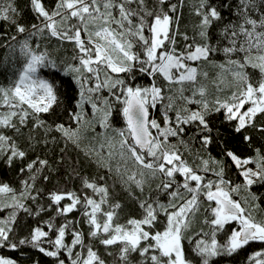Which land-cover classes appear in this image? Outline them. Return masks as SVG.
I'll list each match as a JSON object with an SVG mask.
<instances>
[{"label":"snow or ice","instance_id":"6c2138e0","mask_svg":"<svg viewBox=\"0 0 264 264\" xmlns=\"http://www.w3.org/2000/svg\"><path fill=\"white\" fill-rule=\"evenodd\" d=\"M29 4L36 23L26 26L16 19L15 0H0V20L16 32L9 47L18 46L24 58L10 86H0V160L9 168L26 161L17 139L31 126L41 130V139L60 142L51 135L59 134L110 175L80 177V191L44 192L36 184L49 180V161L37 157L15 169L28 176L18 186L0 180V213H6L0 249L14 254L0 255V264H25V256L27 264H44L41 257L48 264H108L110 257L117 264H224L253 244L264 246V220L250 210L264 203L253 191L264 187V150L244 156L234 142L238 137L252 148L255 133L264 136L257 120H264V0H223L221 8L198 0L196 43L179 31L184 0ZM221 9H231L229 19ZM178 35L186 41L182 51ZM45 36L72 45L74 63L58 67L36 39ZM217 54L223 62H216ZM138 76L150 78V86L137 85ZM66 77L78 99L64 91ZM62 97L67 123L57 122ZM85 105L102 133L87 119ZM159 108L158 121L150 110ZM114 114L123 127H113ZM187 135L195 137L198 153ZM231 168L240 183L226 175ZM117 187L141 210L139 218L120 221ZM241 192L243 201L236 198ZM21 213L33 222L23 224ZM201 215L207 231L193 234ZM248 260L264 264V247Z\"/></svg>","mask_w":264,"mask_h":264},{"label":"trees","instance_id":"16d2710c","mask_svg":"<svg viewBox=\"0 0 264 264\" xmlns=\"http://www.w3.org/2000/svg\"><path fill=\"white\" fill-rule=\"evenodd\" d=\"M172 2H176V0H172ZM55 3V0H45V4L48 7H51ZM209 3H213L216 7L221 8L223 4V0H209ZM229 4L233 3V0H228ZM16 7L19 11V15L16 17L19 23H23L26 26L32 23H36L34 17V13L30 10L29 0H15ZM198 5V0H184L183 7L180 8V19H179V31L182 34H186L189 37L190 42H199L198 36V25L200 21V17H198L195 13V9ZM224 12L225 20L229 19V13L231 9H221ZM215 27V25L213 26ZM211 29L209 32L211 33ZM216 34L219 35V29H217ZM16 32L14 27H12L8 22L0 20V43L3 44L0 47V86L9 87L11 81L15 78L16 72L15 69L22 68L24 63V58L22 54L19 52V47H16V50L13 51L9 45L13 44L14 41L11 40L12 36H15ZM42 48H46L52 59L57 61L58 67L65 68L67 65L74 63L72 57L75 54L73 51V46L70 44H62L58 42L55 38H44L37 37L36 38ZM186 41L183 39L182 35L177 36L176 47L178 50H183L184 44ZM216 62H223V59L220 57V54H217ZM48 71H56L55 69H45L44 72ZM251 75H255L254 78L258 80L259 73L258 70L249 69ZM61 76H63V71H61ZM70 79L68 77L65 78V83L63 85L64 91L68 92L70 95H76L78 99V94L76 91L70 89L67 80ZM60 81H57L59 85ZM137 85L142 86H150V78L137 77L135 81ZM159 83V81H157ZM107 95V92L104 93ZM227 95V92L225 93ZM76 102L73 101V108L75 109ZM68 106V101L66 98H61V106L57 109L59 114V118L57 122H68L67 117L64 115V109ZM78 110V109H75ZM85 110L89 112V116L87 119L93 120V127H96L98 133H102L103 129L99 127L98 124H95L94 117L91 115V109L89 105H85ZM153 118H156L158 121L161 119V113L163 111L162 108L151 109ZM42 119L51 123V118L49 116H42ZM258 124H264V120H260L257 118ZM113 127L121 128L123 127L122 120L117 117L115 114L112 119ZM6 135H13L14 139L17 137L12 133L11 130H3ZM23 135H21L17 139V143L20 145L23 150H25L28 155L26 157V161L18 162L14 164L12 168L7 167L2 160H0V180H4L13 184V186H18L17 182L21 179H27V174L23 176H17L15 169L21 166L25 162H31L37 157L41 159H47L49 161V168L45 169V174L49 175L48 181H42V179L37 180L36 186L44 190V192L48 191H56V190H70V191H80L81 188V180L80 177H85L89 179H99L100 175H110L106 173V170L94 167L93 164H90L86 161L83 153L80 149L74 147L70 142H66L62 137H59V134L52 133L51 135L57 136L60 142L53 141L51 137H44L41 139L42 133L40 129H33L31 126L27 129H22ZM252 134V133H249ZM226 138H231L230 133H224ZM31 137H35L39 143L33 141ZM44 140H47V144L45 145ZM185 141L188 143L189 147L193 149V152L198 153L199 147L195 140L194 136L187 135L185 136ZM239 143L240 151L244 156L253 155V149L262 148L264 150V136H262L259 132L255 133L254 143L252 148H249L248 145L244 144L242 141H239L237 137L234 141ZM87 143V141H85ZM31 145V147L29 146ZM83 147V145H82ZM63 149V151H62ZM188 155V153H186ZM213 156H216V153H212ZM222 159V157H219ZM226 175L233 177L237 183H240V177L236 173L235 168L227 169ZM108 183L111 184L112 181L108 180ZM154 187V185H153ZM147 192V189H145ZM253 191L258 195L264 196V187L254 186ZM117 202L122 204V210L119 213V219L123 223L127 218L136 217L139 218L140 209L136 206V204L128 199L126 196H123L121 189L117 187L115 189ZM123 196V198H121ZM237 199L245 200L247 198L246 193L241 192ZM41 203H47V199L41 201ZM252 214L255 216L257 220H264V203L259 204L255 209H250ZM6 213H0V216L5 215ZM23 218V224L27 225L33 222L32 217H28L23 213L20 214ZM75 215V213L73 214ZM203 216H199L193 223V234L195 231H198L200 228H204L207 231L206 226L202 224ZM19 229L17 232L19 234ZM223 237V233L218 236V239ZM190 247V246H189ZM262 245L259 243L251 245L246 252H242L234 257L226 258L224 264H249L248 258L256 251L262 250ZM0 255L12 256L14 255L10 250L0 249ZM21 259L27 264V257H21ZM44 260V264H48L49 258L41 257ZM108 264H117L115 257L108 258Z\"/></svg>","mask_w":264,"mask_h":264},{"label":"rangeland","instance_id":"374dc122","mask_svg":"<svg viewBox=\"0 0 264 264\" xmlns=\"http://www.w3.org/2000/svg\"><path fill=\"white\" fill-rule=\"evenodd\" d=\"M205 70H208V71L211 72V69L206 68ZM254 76H255V75H254ZM254 76H253V77H254ZM254 78H257V77H254ZM0 111H2V110H0Z\"/></svg>","mask_w":264,"mask_h":264}]
</instances>
